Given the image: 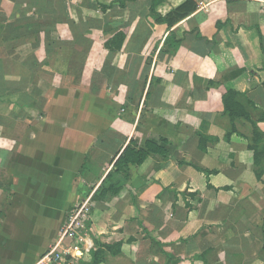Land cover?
<instances>
[{
    "label": "crops",
    "instance_id": "obj_1",
    "mask_svg": "<svg viewBox=\"0 0 264 264\" xmlns=\"http://www.w3.org/2000/svg\"><path fill=\"white\" fill-rule=\"evenodd\" d=\"M185 1L0 0V264H39L82 200V264H264V0L157 21Z\"/></svg>",
    "mask_w": 264,
    "mask_h": 264
},
{
    "label": "built area",
    "instance_id": "obj_2",
    "mask_svg": "<svg viewBox=\"0 0 264 264\" xmlns=\"http://www.w3.org/2000/svg\"><path fill=\"white\" fill-rule=\"evenodd\" d=\"M90 206L89 201L82 200L68 209L58 241L39 264H82L83 246L88 239Z\"/></svg>",
    "mask_w": 264,
    "mask_h": 264
},
{
    "label": "trees",
    "instance_id": "obj_3",
    "mask_svg": "<svg viewBox=\"0 0 264 264\" xmlns=\"http://www.w3.org/2000/svg\"><path fill=\"white\" fill-rule=\"evenodd\" d=\"M123 2V1H122ZM196 10V5L191 0H186L181 5L177 6L170 12H168L164 16L158 17L159 23H165L168 27L173 26L180 20L186 18L191 13ZM151 13H154L153 4L150 8ZM124 40L123 33H116L114 34L105 44L104 47L111 52H115L121 49L122 42ZM224 101V106L226 109L229 108L227 101ZM164 150L158 146L156 143L151 141H147L144 145L140 148H136L133 142L130 143L119 157L117 162L115 163V172H122L125 168L129 165H139L141 164L149 155H162L164 154ZM255 163H258L257 158L255 159ZM103 247V246H102ZM106 250H112L109 246L103 247ZM102 248V249H103ZM103 254L104 251H101V248H98L95 252L92 253V262L91 264H99L103 261Z\"/></svg>",
    "mask_w": 264,
    "mask_h": 264
},
{
    "label": "rangeland",
    "instance_id": "obj_4",
    "mask_svg": "<svg viewBox=\"0 0 264 264\" xmlns=\"http://www.w3.org/2000/svg\"><path fill=\"white\" fill-rule=\"evenodd\" d=\"M83 168H85V165H84ZM74 183H75L74 198H75L78 194H79L80 196H82L83 193H84V192H83V190H84V186L81 184V183H82V177H81L80 174L75 175ZM81 194H82V195H81ZM16 201H17V200H16ZM70 203H71V201H69V202L66 204L64 210H66L67 206H68ZM11 214H12V216H16V215H18V208H17V207H14V210L11 211ZM47 233H48V231L46 232V234H47Z\"/></svg>",
    "mask_w": 264,
    "mask_h": 264
}]
</instances>
